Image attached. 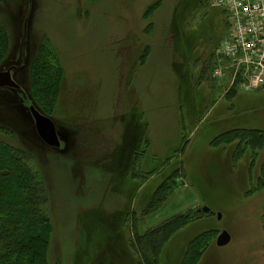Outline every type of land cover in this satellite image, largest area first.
<instances>
[{
	"label": "rangeland",
	"instance_id": "1",
	"mask_svg": "<svg viewBox=\"0 0 264 264\" xmlns=\"http://www.w3.org/2000/svg\"><path fill=\"white\" fill-rule=\"evenodd\" d=\"M225 24L204 0H0V72L13 67L20 86L0 90V143L40 171L50 264H138L136 235L181 214L194 222L160 264H181L202 233L197 264H264V148L252 164L234 160L236 143L210 145L264 130V88L228 99L227 81L211 78ZM48 63L62 71L59 91L36 105L32 71ZM30 106L54 123L59 148L41 141ZM163 182L171 192L158 207ZM222 231L231 241L217 247Z\"/></svg>",
	"mask_w": 264,
	"mask_h": 264
},
{
	"label": "trees",
	"instance_id": "2",
	"mask_svg": "<svg viewBox=\"0 0 264 264\" xmlns=\"http://www.w3.org/2000/svg\"><path fill=\"white\" fill-rule=\"evenodd\" d=\"M7 44V38L3 35L0 42L1 55L6 53ZM42 49L48 50L40 44L38 53ZM214 62V54H211L209 58L211 68ZM52 64H43L44 68L37 64V70L32 71L37 81L33 83L35 91H32L31 100L36 105L39 103L42 106L47 104L53 106L57 98L62 71ZM18 87L20 89L19 85ZM235 92L233 89L227 91L230 95L228 99H232ZM3 128L0 125V129ZM224 136L213 138L210 145L222 147L221 144L224 142L228 145L236 143L237 151L235 152L237 153L235 155L234 152L233 156L235 161L246 153L253 164L259 151L264 148V130L241 128L232 130V133H226L228 139ZM258 177L257 184L259 187H264V164ZM165 182L157 187L152 197L158 207L164 203L168 193L171 192L169 183L165 186ZM150 208L152 207L149 206L148 213L152 212ZM46 209L45 186L40 171L33 165L31 156L0 143V264H50L48 253L52 225ZM189 216L191 215L173 216L142 236L136 235V245L133 248L141 257L138 264H160L166 242L185 225L194 222V220L190 222L192 216L190 218ZM208 236L207 233H202L195 237L190 244V253L185 254L181 264H197L206 249L205 240Z\"/></svg>",
	"mask_w": 264,
	"mask_h": 264
},
{
	"label": "built area",
	"instance_id": "3",
	"mask_svg": "<svg viewBox=\"0 0 264 264\" xmlns=\"http://www.w3.org/2000/svg\"><path fill=\"white\" fill-rule=\"evenodd\" d=\"M204 1L221 12L227 24L225 35L213 51L211 78L220 84L227 81V91L249 94L261 90L264 88V0Z\"/></svg>",
	"mask_w": 264,
	"mask_h": 264
},
{
	"label": "water",
	"instance_id": "4",
	"mask_svg": "<svg viewBox=\"0 0 264 264\" xmlns=\"http://www.w3.org/2000/svg\"><path fill=\"white\" fill-rule=\"evenodd\" d=\"M1 88H11L15 90L19 89L18 85L11 77L10 70H7L6 72H0V89ZM29 111L35 122L36 132L41 141L49 147L59 148L60 142L58 140V135L53 122L50 119L42 116L32 106H30ZM204 212H208V208H204ZM217 218L220 219L221 215L218 214ZM230 240V235L226 231H223L217 237L215 244L217 247H224L229 244Z\"/></svg>",
	"mask_w": 264,
	"mask_h": 264
},
{
	"label": "flooded vegetation",
	"instance_id": "5",
	"mask_svg": "<svg viewBox=\"0 0 264 264\" xmlns=\"http://www.w3.org/2000/svg\"><path fill=\"white\" fill-rule=\"evenodd\" d=\"M12 69H14L13 67L12 68H9L8 70H10V73H11V77H12ZM13 79V77H12ZM19 90V89H18ZM223 232V231H222ZM231 241V240H230Z\"/></svg>",
	"mask_w": 264,
	"mask_h": 264
},
{
	"label": "crops",
	"instance_id": "6",
	"mask_svg": "<svg viewBox=\"0 0 264 264\" xmlns=\"http://www.w3.org/2000/svg\"><path fill=\"white\" fill-rule=\"evenodd\" d=\"M245 94V93H244ZM249 94H251V93H249ZM238 95H235V97H237ZM55 129H56V127H55ZM56 132H57V130H56ZM133 144V143H132ZM133 149H136L135 147H133ZM155 191V190H154Z\"/></svg>",
	"mask_w": 264,
	"mask_h": 264
},
{
	"label": "bare ground",
	"instance_id": "7",
	"mask_svg": "<svg viewBox=\"0 0 264 264\" xmlns=\"http://www.w3.org/2000/svg\"><path fill=\"white\" fill-rule=\"evenodd\" d=\"M2 89H5V88H1L0 90H2Z\"/></svg>",
	"mask_w": 264,
	"mask_h": 264
}]
</instances>
